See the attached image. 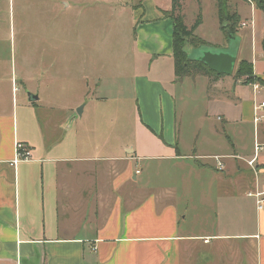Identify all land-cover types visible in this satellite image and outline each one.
I'll list each match as a JSON object with an SVG mask.
<instances>
[{
    "label": "crops",
    "instance_id": "crops-1",
    "mask_svg": "<svg viewBox=\"0 0 264 264\" xmlns=\"http://www.w3.org/2000/svg\"><path fill=\"white\" fill-rule=\"evenodd\" d=\"M169 3L137 23L135 49L147 72L134 78L138 118L115 156L93 155L102 146L81 141L75 109L83 105L84 114L89 103L58 114L61 84L53 86L51 66L30 64L19 76L0 57V264H264V209L249 196L264 186V150L256 171L248 166L256 142L264 145V119L254 121L264 101V14L244 0L233 11L240 26L250 24L240 27L238 59L252 63L262 82L178 80ZM222 33L214 46L227 44ZM159 61L165 78L150 73ZM91 77H83L82 99L95 108L104 98ZM185 85L210 87L214 113L204 121L216 118L220 132L252 127L253 148L238 149L226 135L222 150L183 152L177 99ZM19 144L28 161L15 162Z\"/></svg>",
    "mask_w": 264,
    "mask_h": 264
},
{
    "label": "rangeland",
    "instance_id": "rangeland-1",
    "mask_svg": "<svg viewBox=\"0 0 264 264\" xmlns=\"http://www.w3.org/2000/svg\"><path fill=\"white\" fill-rule=\"evenodd\" d=\"M228 1L231 11H234L241 0ZM169 2L0 0V57L6 59L7 56L6 61L17 67L19 76L22 70L28 71L30 64L51 66L53 86L61 84L59 90L54 91L58 114L63 112L60 108L89 103L84 114L75 109L81 141L88 139L93 145L102 146L93 155L115 156L120 143L131 140L138 118L137 94L132 91L134 78L147 72L145 58L135 49L137 23L156 19L158 8L169 5ZM180 2L187 27L191 29L201 15L202 26L195 31L196 34L205 39L206 46L217 45L223 33L220 31L216 0ZM240 27L243 26L239 25L238 33ZM187 51L191 52L192 47L187 46ZM161 64L159 61L158 67L150 73L165 78L163 68H159ZM236 70L230 76L235 81L238 80L234 76ZM85 74L92 76L91 86L99 83L96 94L104 98L95 104V108L90 99H82ZM15 80L20 82L18 78ZM202 86L188 89L185 85L183 92H178V122L181 125L178 138L187 141L185 146L181 142L180 149L183 152L222 150L224 144L230 145L226 135L235 138L238 149L253 148L252 127L232 126L231 130L225 128L220 132V123L216 118L205 116L206 120H210L204 121L203 114L209 110L212 115L214 111L211 106L207 107L206 96L212 94L210 87L207 93L203 92ZM210 123H215L217 130H210L215 128Z\"/></svg>",
    "mask_w": 264,
    "mask_h": 264
},
{
    "label": "trees",
    "instance_id": "trees-1",
    "mask_svg": "<svg viewBox=\"0 0 264 264\" xmlns=\"http://www.w3.org/2000/svg\"><path fill=\"white\" fill-rule=\"evenodd\" d=\"M181 0H172L173 7L170 12L165 13V16L173 20V46L174 48V63L175 74L178 80H183L185 77L195 78L196 76L223 78L219 76L206 65L197 61H189L187 46L199 47L205 45V42L196 35V30L202 24V17L198 15V19L191 29L185 24V17L182 14ZM218 2V16L220 20L221 31L226 35V40L229 34L238 36V27L241 23V17L238 13L230 10L228 0H216ZM253 3L257 10L264 14V0H244ZM239 80H245L246 83L254 84L262 82L253 74V64L248 61H240L236 74L234 75Z\"/></svg>",
    "mask_w": 264,
    "mask_h": 264
},
{
    "label": "water",
    "instance_id": "water-1",
    "mask_svg": "<svg viewBox=\"0 0 264 264\" xmlns=\"http://www.w3.org/2000/svg\"><path fill=\"white\" fill-rule=\"evenodd\" d=\"M241 36H233L229 34L227 45L223 48L214 46L201 45L192 47V51L188 52L189 61H197L206 65L210 70L219 76H232L238 65V56L241 49ZM32 99L38 100L36 96H31ZM79 114H82V107L77 109Z\"/></svg>",
    "mask_w": 264,
    "mask_h": 264
},
{
    "label": "built area",
    "instance_id": "built-area-1",
    "mask_svg": "<svg viewBox=\"0 0 264 264\" xmlns=\"http://www.w3.org/2000/svg\"><path fill=\"white\" fill-rule=\"evenodd\" d=\"M247 25H250L249 23H243L242 26L246 27ZM255 89H258L259 86L257 84L254 85ZM256 110H255V117L254 121L256 123L261 122V120L264 119V101L259 102L256 105ZM264 150V145L259 143L258 141L255 144V158L251 161L248 162V166H250L253 170L256 171V167L254 166L256 163V160L259 156V154ZM30 159L29 151L21 144L18 145V151L16 154V159L15 162L19 161H28ZM218 161L220 162L221 158H217ZM219 166L222 167L221 163H219ZM250 197H254L256 199V204H257V209L258 210H263L264 209V186L259 188L256 192L254 193H249Z\"/></svg>",
    "mask_w": 264,
    "mask_h": 264
}]
</instances>
